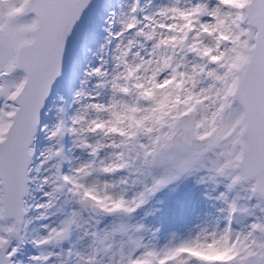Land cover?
<instances>
[{
  "label": "snow or ice",
  "instance_id": "1",
  "mask_svg": "<svg viewBox=\"0 0 264 264\" xmlns=\"http://www.w3.org/2000/svg\"><path fill=\"white\" fill-rule=\"evenodd\" d=\"M226 2L220 0V3ZM90 4L91 0H0V96L6 101L0 108V221L13 217L19 223L20 217L27 211L22 207L21 197L31 171L29 145L38 129V113L50 86L60 75L67 44ZM131 11L136 12L137 7ZM195 11L219 19V8L209 12L208 6L200 5ZM27 13H34L35 18L28 23H18V18ZM231 15L239 16L243 21L233 30V36L238 33L247 40L243 67L238 74L230 75L231 58L223 53L213 55L210 49H205L200 54L207 58V62L200 64L197 70L206 72L212 78L211 86L191 93L189 98L195 103L172 118L173 122L167 125L171 131L155 139L150 138V145L141 147L153 157L152 165H170L178 171L212 153L216 156L212 163L217 173L223 175L227 172L231 177L229 188L251 180L254 181L251 192L264 197V0H248L242 12ZM132 26L131 23L127 25L129 28ZM204 31H208L207 26H204ZM224 48L227 50V44ZM210 64L215 67H209ZM17 69L23 71V78L18 82H9L6 78ZM100 71L99 68L94 70L96 73ZM173 80L154 81L153 87L167 88ZM190 80L195 86L196 81ZM145 95L151 97V93ZM135 110L152 109L137 105ZM5 116L9 118L6 136L3 135ZM97 126L103 128L102 124ZM109 131L118 130L113 128ZM119 134L124 135L123 132ZM237 140L244 147L242 157L232 148ZM98 147L92 148L93 154ZM237 159L238 166L235 163ZM115 170V167L100 169L103 173ZM82 174L89 175L87 167L77 169L75 177L64 176V180L71 183L70 194L79 197L81 203L91 204L109 214L134 211L123 199L101 196L95 188L79 183L77 178ZM166 182L165 179L157 180L155 186ZM231 211L236 209L233 207ZM251 228L264 232V225L253 223ZM0 232L10 236L15 232V225L0 228ZM63 235V230H53L49 239L56 240ZM249 237H252L251 232L245 239ZM226 239L221 236L217 240L213 235L212 242L208 243L207 237L203 241L197 237L159 253L147 250L138 257L130 253L127 264H234L241 251L247 256L256 255L249 245L239 239L231 247L226 245ZM48 242L44 240L40 243ZM7 243L0 237V249ZM253 243H256L254 238ZM256 246L264 248V244Z\"/></svg>",
  "mask_w": 264,
  "mask_h": 264
},
{
  "label": "rangeland",
  "instance_id": "2",
  "mask_svg": "<svg viewBox=\"0 0 264 264\" xmlns=\"http://www.w3.org/2000/svg\"><path fill=\"white\" fill-rule=\"evenodd\" d=\"M163 2L138 0L139 6H148L145 13ZM227 3L232 7L228 15L232 16L233 12H242L248 0H227ZM131 4L132 0H106L103 3L90 19L83 40L49 102L30 148L34 156L23 203L27 211L7 252L11 264H127L130 253L134 257L147 250L159 253L197 237L221 233L226 227L247 234L253 223H264V199L251 192L254 181H242L229 188L231 177L227 172L217 173L212 163L216 156L212 153L183 171L170 165L142 166L137 161L128 169L103 173L100 169L106 167L117 152L99 137H83L84 144L89 147H83L80 141L67 135L58 145L48 139V131L56 123V109L62 107L68 116L73 114L77 107L72 102L73 97L83 87L86 74L101 67L104 57L99 50L107 42L108 33L111 31L113 36L116 35L114 17L118 12H126ZM34 18L32 13H27L17 22L28 23ZM125 18L131 20L127 14ZM223 38L232 40L226 33ZM111 47L109 43V50ZM101 70L108 72L110 66L105 65ZM22 78L23 73L17 69L6 79L18 82ZM96 82L88 81L89 90ZM134 87L138 88V84ZM123 89H126L125 93L129 92L128 87ZM91 99L92 102H103L107 94L94 95ZM5 103L4 97L0 96V108ZM97 144L104 146L98 147L93 154L92 148ZM232 148L240 157L243 144L234 141ZM48 149L61 152L62 175L71 176L77 169L87 167L89 175L79 183L97 190L108 185L106 194L113 199H123L134 211L109 214L91 204L81 203L79 197L67 189L54 193L49 181L54 169L40 164L41 154ZM235 163L238 166L239 159ZM160 179L167 182L153 190V185ZM233 207L235 212L231 211ZM12 224L9 219L0 221V228ZM53 230H63L64 235L50 240ZM0 237L4 238L3 232ZM253 238L257 244L264 243V237L258 233H253ZM44 240L49 242L40 243ZM243 264H264V255L256 252Z\"/></svg>",
  "mask_w": 264,
  "mask_h": 264
},
{
  "label": "clouds",
  "instance_id": "3",
  "mask_svg": "<svg viewBox=\"0 0 264 264\" xmlns=\"http://www.w3.org/2000/svg\"><path fill=\"white\" fill-rule=\"evenodd\" d=\"M200 5L208 6L209 12L219 8V19L195 11ZM133 7H137L134 13L131 11ZM147 7V5L141 7L138 0H132L126 12H118L114 17L116 35L113 36L110 31L107 42L99 50L104 57L99 69L109 65L110 71L101 70L99 73L89 71L85 76L83 87L73 97L72 102L77 105L73 114L68 116L62 107L57 108L56 123L48 131V139L57 145L66 135L80 141L83 147L85 145L83 137H99L109 148L117 152L106 166L115 167L116 170L113 172L128 169L137 161L142 166H151L153 157L148 156L141 145H150V138L155 139L162 133L171 131L167 125L173 122L172 118L195 103L189 98L190 94L211 86L212 78L208 77L206 72L197 70L200 64L207 62V58L200 53L210 49L213 55L223 53L225 57H230L231 64L228 69L230 75L238 72L246 62V37L238 33L233 36V30L243 21L239 16L228 15L232 7L227 2L164 0L162 5L145 13ZM162 11L164 15H160ZM181 13L184 15L181 16ZM125 14L131 17V20H127ZM129 23L133 25L131 28L127 27ZM204 26H207V32L204 31ZM225 33L232 37L231 41L223 38ZM109 43L112 45L111 50ZM225 44L227 50L224 48ZM218 48L219 52H217ZM209 67L215 65L210 64ZM190 78L196 81L195 86ZM166 79L173 80L167 88L153 87L154 81L162 83ZM89 80L97 81L90 90ZM137 84L141 87H134ZM124 87H128V93L122 91ZM105 93L107 94L105 101L92 102V96H102ZM145 93H151V97L146 96ZM97 105L99 107H96ZM137 105L152 110L136 111ZM8 124L9 118L5 116L3 126L5 136ZM100 124L103 128L97 126ZM113 128L118 131H109ZM119 132H123L124 135H120ZM33 156L31 150L28 156L30 163ZM41 157V165H50L54 169L49 178L52 191L55 193L69 190L71 183L66 182L65 175L61 174L63 160L61 152L48 149L41 154ZM86 176L82 174L77 178L78 182ZM69 177H75V173ZM155 187L154 184L153 190ZM97 192L101 196L107 195L103 187ZM250 232L252 237L245 239ZM253 233L264 237V232L252 228L247 234H239L227 227L221 233L206 237L207 242L211 243L213 235L217 240L224 236L229 247L239 239L249 245L252 252H260L264 255V248H258L257 242L253 243ZM204 238L201 237V240L203 241ZM248 257L251 256L241 251L234 264H243Z\"/></svg>",
  "mask_w": 264,
  "mask_h": 264
},
{
  "label": "water",
  "instance_id": "4",
  "mask_svg": "<svg viewBox=\"0 0 264 264\" xmlns=\"http://www.w3.org/2000/svg\"><path fill=\"white\" fill-rule=\"evenodd\" d=\"M102 1L103 0H91L90 7L85 11V13L83 14L82 19L78 22V24H77V26L75 28L74 34L72 36V39L67 44L66 52H65V54L63 56V59H62L60 75L54 80L53 84L50 86L49 94L46 96L45 100L43 101L42 107H41V109H40V111L38 113V126L40 125V122L42 120V117H43V114H44L45 109L47 107L50 95L55 90V88H56V86H57V84H58V82L60 80V77H61L65 67L71 61V59H72V57H73V55L75 53V50H76L77 46L79 45V43L81 41L82 34L85 31V28L87 26L88 20L90 19V17L92 15H94V13L96 12L97 7L102 3ZM34 135H35V133H34ZM34 135H33V138H34ZM33 138H32V141H33ZM32 141H31V143H32ZM31 143H30V145H31ZM30 145H29V147H30ZM243 151H244V149H243ZM243 151H242V155H243ZM242 155H241V157H242ZM29 166H30V164H29ZM26 185H27V183H26ZM26 185H25V189H26ZM26 195H27V191L25 190L24 195L21 197L22 202H23V199L26 197ZM8 218L13 220L14 225L16 227V226L22 224L23 218H24V213L20 217L19 223H16L15 222V218H13V217H8ZM10 237H11V235L9 236V235L5 234V239L8 241V243L2 249H0V262H2V264H9V259H8V257L5 256V252L9 248Z\"/></svg>",
  "mask_w": 264,
  "mask_h": 264
}]
</instances>
